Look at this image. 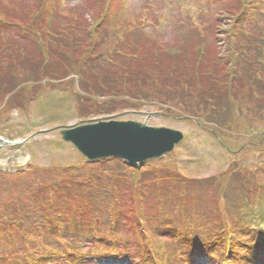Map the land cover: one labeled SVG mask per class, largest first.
I'll return each instance as SVG.
<instances>
[{"label":"trees","instance_id":"trees-1","mask_svg":"<svg viewBox=\"0 0 264 264\" xmlns=\"http://www.w3.org/2000/svg\"><path fill=\"white\" fill-rule=\"evenodd\" d=\"M7 1L10 4L0 0V33H9L6 38L0 36V123L4 128L11 126L6 121L13 110L19 108L29 114L34 112L33 103L39 101V110L50 114L44 123L60 119L63 111L53 108L63 109L64 100L61 104L56 103L57 99L53 104L47 102L50 91L47 85L58 84L72 88L77 114L86 118L119 112L127 101L106 97L118 95L137 98H161L162 95L164 102H173L195 116V112L188 110L191 105L185 102V93L201 102L209 101L212 108H218L215 100L224 98L240 110L247 111L241 105L248 103L252 110L247 111L250 117L264 118V26L259 24L264 19V0H229L234 5L235 16L231 15L227 22L229 30L223 33L225 54L212 59L216 53L209 46L203 53L199 48L192 58L193 64H189L191 60L182 52L184 45L169 48L145 43L140 38L136 42L129 31L138 30V26L124 23L113 0L101 3V12L90 23L89 30H86L87 18L70 14L63 0H29L25 4ZM245 23L250 27L245 28ZM107 28L116 29L114 35L107 34L104 31ZM87 34L91 40L86 39ZM104 61L118 68L115 75L121 79L115 85L114 80H105ZM16 89L15 94L8 96ZM241 93L247 95L241 98ZM203 110L201 106L200 111ZM206 110L203 118L225 124L220 113L214 111L212 116ZM2 126L0 133L12 136ZM31 131L32 128H26L17 134ZM47 145L58 149L63 144L56 139ZM25 168L16 172L0 171V262L79 264L81 257L89 253L92 264L96 256H107L108 262L101 264H127L133 258L129 252L140 259L137 264H153L157 258L164 264L168 256L175 262L176 254L154 245L149 236L145 241L144 233L140 232L144 217L164 210L167 222L175 227L171 233L176 242L187 244L193 253L208 254L214 264H242L241 257L264 264V226L253 228L252 224L264 222V208L250 218L239 212V207L247 202H253L252 207H247L254 211L257 204L254 199H263V187L251 181L264 176L249 177L245 167L232 166L225 172L226 177H214L212 182L216 186L225 182L238 194L237 202L230 206L234 209L233 216L229 205L218 207L222 204L220 198L216 199L221 187L210 195L211 199L198 189L192 201L186 190L188 180L184 185L177 182L165 191L166 196L163 193L154 196L147 184L156 175L161 179L159 175L164 170L151 164L133 169L120 159L91 163L78 154L76 161L63 165L44 166L31 161ZM129 183H134V187ZM203 187H209V181L203 182ZM74 188L77 192H71ZM182 202L190 209L180 205ZM160 203L164 207H158ZM80 214H89L80 225L81 237L65 235L73 223L80 222ZM34 216L43 219L28 229L18 228L26 218ZM245 222L251 226L240 225ZM245 227L249 230H244ZM232 232L235 240L231 255L225 243L228 236H233ZM50 237L54 239L52 244ZM89 237L92 241L85 252L79 243ZM16 239L24 240L21 243L25 251L18 252L20 243L17 245ZM134 244L136 247L132 250Z\"/></svg>","mask_w":264,"mask_h":264},{"label":"rangeland","instance_id":"rangeland-1","mask_svg":"<svg viewBox=\"0 0 264 264\" xmlns=\"http://www.w3.org/2000/svg\"><path fill=\"white\" fill-rule=\"evenodd\" d=\"M16 1H21L24 4L27 1L29 2V0ZM63 1L64 4L67 5V8L69 7L70 14H79L80 18H87V21L85 20L87 26L86 30H89L91 28L90 23H92L93 19H95V17L100 14L102 8L101 3H103L105 0ZM6 2L8 1L6 0ZM112 2H114V5L117 6V10H119L118 14L120 15L119 17L124 20L126 25L131 27H133L132 24L138 26V30L129 31L130 36L133 37L136 42H138V38H140L145 43H157L169 48H172V46L180 47L181 45H184L185 50L182 52L186 53V57L189 58L188 61L191 60L189 64L192 63V58L196 56L199 48L202 49L200 52L203 53L205 52L206 47L209 46L211 52L216 53L212 59L218 58L220 55L222 56L225 54V34L223 33H226L229 30L227 22L230 21L231 15L235 16V8L234 5H232V1L113 0ZM15 4L12 5L16 7ZM255 23H253V25ZM259 24L261 27H263L264 19H262ZM247 27L250 26H248V23H245V28ZM115 30H113V28H107V30L104 31L112 36L114 35ZM4 35L5 37H2L0 34L1 38H6V35H9V33ZM87 36L86 39H89L90 35L87 34ZM102 65L107 66V70L104 75L106 76L105 80H114L112 82L113 85L120 81L121 76L117 77L115 75L118 69L115 64L104 61L102 62ZM73 76L74 75H72V77ZM57 82H59V80ZM47 87L50 89V91L47 92L48 104H53L55 99H57L56 103L58 104H61L64 100L63 109L58 107L53 108L55 111H63L62 114H60L61 118L54 119L49 123H44V118L48 117L50 114L41 112L39 110L41 107L40 101L35 102L32 105V110L35 113L31 112L27 114L21 111L19 108L13 110L9 114L10 117H8L6 121L7 123H10L11 126L4 128V126H2L3 123H0V126H2L6 132L11 131L13 134L12 136H7L6 133H0V138L8 140L15 139V141L19 142H22L23 138L27 136H30V138L24 143L16 146L7 145L0 142V170L7 172L20 171L22 169H26L25 167L31 161H36L38 164H42L44 166L52 164L63 165L70 160L76 161L79 152L73 145L61 141L59 129L51 128H57L58 126L60 127L63 125H77L83 122H90L92 119H103L133 120L145 123L150 126H165L179 129L184 132L185 139L179 146L176 147V149L166 153L161 158L152 160L148 163L151 164V166H156V168L163 167L164 170L161 172L162 175H159L161 176V179H157L156 175L153 181L150 180L147 184L148 188L150 189V193H152L154 196H161V193L165 195V191L168 192L167 190L173 186H176L177 182H180L181 185H184V183L189 180L186 190L189 196L192 197V201L194 200V194H198V189L202 190L203 194H207L208 199H211L212 196L210 195L212 194L213 190H218L217 187H221V192L224 194H227L225 193V189L230 190L231 195L235 198L237 193L232 187L225 185V182H222L220 186L212 184L214 177H226L224 174L230 165L236 166L238 168H247L246 172L248 174L247 176L249 177H253L255 175L261 178L264 176V143H259L262 141V137L264 136V118L260 119L258 117H250L248 114L251 113L248 112H252V110L248 107V103L241 105L248 112L245 110H240L239 106L235 108V103L232 105L229 104L227 102V98L219 101L215 100L214 104L218 108H212L209 101L204 103L199 101V98H191L190 96H186L185 93V102L191 105L188 106V110L190 109L192 112H195V117L200 122L203 121L208 123L207 118H203L205 109H207L206 112L209 115L216 111L215 114L220 113L221 118L223 117L224 122H222L225 123L224 126L208 123V127L204 128L198 125L197 122H194L188 118V116L191 114L187 113L183 107H178L173 102H164V100H162V95L159 96L161 98H153L151 96L148 98H142L141 96H138L137 98V96L128 95L106 96L109 100L124 99L130 106H126L128 104L125 103L123 104L124 106L119 109V112L106 113L96 115L95 117L90 116L89 118H86L77 114L76 103L73 99L74 94L70 86L58 84L55 87H51L50 85H47ZM16 91L17 89L8 94V96H12ZM50 95L53 97H49ZM246 95V93H241V98ZM8 96H6V100ZM6 100L4 101L6 102ZM60 101L62 102L60 103ZM201 106L204 107L203 111H200ZM223 107L224 109L222 110ZM212 116H214V114ZM32 120L36 121L37 123H31L30 121ZM214 127L221 128L219 131V137L210 132ZM26 128H32L33 132L29 134L26 133L25 135L21 136L17 134L18 132H24ZM56 139L62 142L63 145L61 147L58 149H52L49 145H47V143H49L51 140ZM145 165H147V163ZM131 168H140V166L135 165L131 166ZM173 173H177L178 175L174 176ZM222 173L223 175H221ZM160 181L161 184H159ZM208 181L209 187L204 188L203 182L208 183ZM251 182L256 183L258 186L263 187L264 189V177L260 180L253 179ZM134 183L129 184L131 187H134ZM163 184H166V186H162ZM74 189L76 191L71 190V192H77V188ZM161 190L164 191L159 192ZM219 195L220 194H218L217 197H219ZM261 196L263 197L262 200L257 198L254 200L257 204H260V206H264V194ZM181 204L182 206L187 205L184 202L180 203V205ZM161 205L163 204L160 203L158 207H164ZM252 206L253 202H250L248 207ZM187 207L190 209L188 205ZM104 209L105 208L102 207L101 211H104ZM193 211H195L194 208ZM239 212L242 214V212H245V210L243 209ZM88 216L89 214H80L79 224H84L85 219ZM184 217H186V214ZM42 219V216L26 218V221L23 222L24 225H18V228L28 229L29 227L33 226L35 222ZM145 219L146 220L143 224L144 228L146 231H151L154 233V238L157 241L155 244L157 246L158 244L161 246L167 245L168 243L162 244L158 242V240L166 238L171 240L170 237L172 235L169 234L170 226H168L169 223H167L168 219L154 212ZM65 235L69 237L74 235H76V237H81V234L71 233L69 231L68 233L66 231ZM58 238L63 239L61 237ZM82 239L83 240H81L79 244H81L84 248H86V244H90L92 241L91 237ZM23 241V239L15 240L17 245L20 243V245L17 246L19 253L26 250L25 246L21 243ZM52 241L53 240L51 239V244ZM163 241L164 240H162V242ZM135 247L136 246L134 244L132 246V250ZM177 248V244L168 245V249L172 250L173 252ZM129 253L132 257L137 258L136 254L132 252ZM180 255H182L181 252ZM89 260V257H85L81 264L89 263ZM188 261L190 264H207L206 262L204 263L205 260L203 258H194L193 260L192 257L188 258ZM128 263L132 264L131 261H128ZM0 264L7 263L1 261ZM58 264L65 263L59 262ZM180 264H184V262L181 261Z\"/></svg>","mask_w":264,"mask_h":264},{"label":"water","instance_id":"water-1","mask_svg":"<svg viewBox=\"0 0 264 264\" xmlns=\"http://www.w3.org/2000/svg\"><path fill=\"white\" fill-rule=\"evenodd\" d=\"M61 134L90 161L115 157L131 165L162 157L184 138L179 130L131 120L72 125L63 128Z\"/></svg>","mask_w":264,"mask_h":264}]
</instances>
